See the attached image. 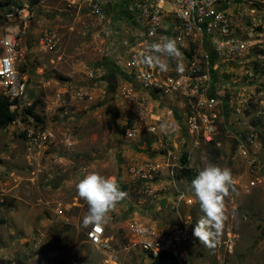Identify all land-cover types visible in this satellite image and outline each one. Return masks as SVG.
<instances>
[{
    "label": "rangeland",
    "instance_id": "374dc122",
    "mask_svg": "<svg viewBox=\"0 0 264 264\" xmlns=\"http://www.w3.org/2000/svg\"><path fill=\"white\" fill-rule=\"evenodd\" d=\"M257 2L255 14L246 8L233 19L250 48L238 74L224 78L229 105L224 103L223 115L230 119L221 126L222 148L184 136L182 111L162 105L163 96L138 89L130 74L109 69L116 62L110 51L117 37L108 39L87 11L63 0L38 3L37 24L22 43L19 60L41 120L19 114L0 130V264H152L130 246L133 225H164L179 212L193 218V232L203 213L197 202L188 208L181 200L182 193L195 199L183 169L191 170L193 179L210 162L231 170L235 136L264 131V0ZM46 29L61 39L55 53L38 47ZM99 66L106 67L105 77L92 78L89 71ZM39 127L50 129L56 140L45 154L31 158L26 131ZM127 127L138 128L135 138L127 136ZM147 164L160 172H143L144 178L134 171ZM92 171L115 176L129 193L105 225L107 252L88 243L92 226L82 223L88 206L75 188ZM225 215L219 244L198 241L184 264H264V188L252 195L230 189Z\"/></svg>",
    "mask_w": 264,
    "mask_h": 264
},
{
    "label": "built area",
    "instance_id": "2783aa9c",
    "mask_svg": "<svg viewBox=\"0 0 264 264\" xmlns=\"http://www.w3.org/2000/svg\"><path fill=\"white\" fill-rule=\"evenodd\" d=\"M63 2L69 7L87 11L101 25L108 39L117 37L110 51L116 56L115 63L129 70L144 92L172 97L181 104L179 111L184 115V136L206 145L223 147L220 136L224 98L229 86L224 78L213 84L211 71L215 66L207 46L215 52L218 71L222 65H243L250 41L236 32L233 19L235 11L242 17L246 8L255 14L257 0H128L131 16L125 20L128 27L123 28L119 37L121 26L115 14L119 0ZM38 12L39 4L34 0H0V97L6 98L11 103V112L18 115L35 104L28 77L20 72L19 59L22 43L35 29ZM161 37L175 39L181 53L178 60L166 58L167 71L138 62V53L151 43L159 42ZM37 43L41 52L55 53L61 39L53 29H46L40 33ZM181 67L182 71L179 70ZM106 71V67L99 66L91 69L89 75L104 78ZM213 87L215 93L210 94ZM240 97L238 95L237 100ZM156 122L150 129L153 133L159 127V121ZM137 133V127L126 128L129 138H135ZM25 139L32 158L35 154H45L55 143L56 136L50 129L39 127L27 130ZM235 146L237 155L231 169L235 179L232 190L252 195L255 190L264 188V131L237 134ZM134 171L146 178L143 172H160V167L147 164ZM171 173L174 175V170ZM3 196L0 193V202H3ZM181 196L186 207L196 206L195 202L189 203L194 201L193 198L185 193ZM192 223L190 215L178 212L174 222L164 225L135 224L130 246L152 263L160 257H164V261L187 263L191 259L193 245L198 242L192 234ZM106 233L105 225L100 231L92 226L87 233L88 243L99 250L110 251L111 243Z\"/></svg>",
    "mask_w": 264,
    "mask_h": 264
},
{
    "label": "clouds",
    "instance_id": "9594fccd",
    "mask_svg": "<svg viewBox=\"0 0 264 264\" xmlns=\"http://www.w3.org/2000/svg\"><path fill=\"white\" fill-rule=\"evenodd\" d=\"M181 53L175 39L161 37L159 42L151 43L147 49L138 53V62L160 71L168 70V60H178ZM182 71V67L179 69ZM166 128V126H162ZM235 184L231 170L214 163H208L198 171L191 181L194 201L203 215L193 228V236L208 247H215L220 242L227 217L225 215V198ZM76 192L88 206L83 217V226H94L100 231L109 223L110 213L120 202L126 200L129 193L121 189L115 176H104L96 171L89 172L75 185Z\"/></svg>",
    "mask_w": 264,
    "mask_h": 264
},
{
    "label": "crops",
    "instance_id": "0c3cea01",
    "mask_svg": "<svg viewBox=\"0 0 264 264\" xmlns=\"http://www.w3.org/2000/svg\"><path fill=\"white\" fill-rule=\"evenodd\" d=\"M130 12H131V10H130V5L128 3V0H119V3H118L117 8H116V12H115V14H116V16L118 18L119 27L121 26L118 37L120 36V33L123 34V31H124L123 28H127L128 27L125 20L128 19L131 16ZM123 19H124V22H123ZM207 50H208V52L210 54L212 64H213V66H215V69H216L215 70L212 67V71H211L212 80H213V84L214 85L217 83L219 78H227V76H229L230 73L238 74L237 71L241 70V69H239L240 68L239 65L232 64V65H227V66L226 65H222L220 67V71H218L217 67H219V65L216 63V55H215L214 50L211 48V46H207ZM112 65H113V67L109 68V69L113 70V72L115 71V72H117V73H119L121 75L130 74V77H132L135 80V78L133 77V75H131V72L129 70L120 69L119 67L116 66L115 63L112 64ZM135 82H136V87L138 89H140L141 91H143L136 80H135ZM213 93H215V88L214 87L210 91V94H213ZM164 98H166V100L164 102H162V105H167L168 107H175L176 111H179V107H181L180 103L175 101L172 97H164ZM224 103H225L226 106L229 105V102L227 100H225V99H224ZM179 113L181 114V112H179ZM227 115H223V120H222L223 123H225L226 120L230 119Z\"/></svg>",
    "mask_w": 264,
    "mask_h": 264
},
{
    "label": "trees",
    "instance_id": "16d2710c",
    "mask_svg": "<svg viewBox=\"0 0 264 264\" xmlns=\"http://www.w3.org/2000/svg\"><path fill=\"white\" fill-rule=\"evenodd\" d=\"M35 3L41 2V0H34ZM11 103L4 97H0V130L5 129L15 123L18 120L19 115L17 113H13L10 110ZM37 103L34 104L32 108L26 109L25 113L26 115H30L36 118V120H41L39 116L35 115L34 109L36 107ZM183 164H187V157L182 158ZM183 174L188 176L190 180H193V177H191V170L183 169ZM164 261V257H160L157 260H155L152 264H161Z\"/></svg>",
    "mask_w": 264,
    "mask_h": 264
}]
</instances>
